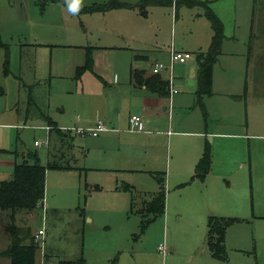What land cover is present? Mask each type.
I'll return each instance as SVG.
<instances>
[{
    "label": "rangeland",
    "instance_id": "374dc122",
    "mask_svg": "<svg viewBox=\"0 0 264 264\" xmlns=\"http://www.w3.org/2000/svg\"><path fill=\"white\" fill-rule=\"evenodd\" d=\"M66 2L68 6L62 3L46 4L45 0H0V124L17 123L21 127L14 129L0 125V148H14L12 151H15L17 147L20 153L18 163L23 162L21 153L37 151L42 163L46 164L48 147L36 148L34 143L44 140L48 132L37 129V126H45L46 117L57 120L59 126L72 120L81 121L84 115L89 114V102L101 95L103 85L99 84L97 76L94 77L95 72L86 71L79 76L76 66L82 59L81 65H85L90 54L94 64L95 59L98 60L100 68L113 75L122 62L131 56V53L116 48L125 41L113 32L112 22L118 23L117 19L111 17L116 15L113 11L83 12L99 0ZM74 4L78 6V12L72 10ZM208 6L213 8L211 4ZM154 9L156 11L148 13L149 23L144 26L146 31L143 37L139 34L136 39L143 42L141 49L152 44V41H160L177 52L192 54L198 47H203L204 52L208 51L213 30L204 7L179 5L177 20L176 11L170 6ZM234 9L236 14L226 10L222 18L212 9L223 23L225 34L223 54L220 62L215 64L216 99L219 100V112L224 102L227 121L224 125L228 129L234 133L247 131L258 138H249L250 147L246 145L247 142H242L244 139L232 140L240 146V154L250 159V163L242 171L244 180L240 186L231 180L229 183L244 190L249 200L247 215L240 213L246 221L233 226L227 233L228 248L233 263L239 260L245 264H264V0H238ZM198 12L204 16L197 17ZM153 20L158 28L152 26ZM130 29H135L133 24ZM144 64L146 68L151 61L145 60ZM183 66L186 65L175 64L173 74L184 71ZM97 70L101 71L99 68ZM165 74L168 77V73ZM214 106L216 108V103ZM215 119L219 121L220 116L215 115ZM76 140L78 145L85 148L87 155L85 158L79 156L78 163H74L75 171L47 172L45 206L48 211L44 212L41 208L32 213L20 211L15 223L29 228L31 232L37 233L42 228L46 230L44 244L50 252L51 264L60 259L75 260L83 256L85 235L88 240L90 233L97 234L98 229L105 228L121 235L124 250H131L137 241L152 250L156 238L162 235V228L154 225L146 233L145 239L140 229L142 216L137 214L128 218L127 212H113L108 206L112 202H108V199L119 188L121 193H125L122 187L126 182L122 177L131 178L138 192L134 194L137 203L133 211L136 213L143 209L141 203L149 199L144 193L159 189L155 178L146 172L135 173L134 178L114 172L106 167L104 151L99 149L95 139ZM105 150L114 149L109 145ZM13 170L0 167V180H11ZM164 172L167 173L165 169ZM242 173L240 171L239 175ZM238 180H241V176ZM167 184L165 192H169ZM94 186H100L101 190L94 189ZM124 197L122 199L128 202L131 199L128 193ZM121 200L119 198L118 204ZM83 210L85 216L82 215ZM10 222V213L0 212V252L9 245L7 228ZM32 236L34 238L33 233ZM183 236L184 232L177 233L170 227L167 250L174 245L182 249L180 239ZM94 240L98 241V238ZM237 248H244L248 253L239 254L235 251ZM159 257L162 262V257Z\"/></svg>",
    "mask_w": 264,
    "mask_h": 264
},
{
    "label": "crops",
    "instance_id": "0c3cea01",
    "mask_svg": "<svg viewBox=\"0 0 264 264\" xmlns=\"http://www.w3.org/2000/svg\"><path fill=\"white\" fill-rule=\"evenodd\" d=\"M109 1L111 0H99V2L95 4H102ZM118 1L134 5L142 0ZM173 1L174 4L170 7L175 9V18L177 20L178 8L175 4L177 0ZM191 1L209 2L213 7L212 9H214L221 18L223 17V11L226 10L231 14L232 12L236 14L234 6H237L238 3V0ZM157 7L165 8L167 6H148L144 14L138 9L124 8L112 10L113 14L116 15L111 17L118 20V23L112 22L113 32L117 36L124 38L125 41L124 44L116 46V48L124 50L127 54L131 53L130 58L123 61L120 69L115 71L113 75H109L106 71L102 70L99 66V61L95 59L92 72H95V74H93L94 77L97 76L100 79L99 84L101 83L103 88L97 100L92 102H89L90 99L88 100L89 114L84 115L81 121H68V124H63V126H59L57 120H51L56 123L61 131L71 133V135L66 134L68 135L69 143L65 146L66 159L71 160V163L74 162V159H76L78 163L80 157L85 158L87 155L85 148L78 145L76 139L86 140L87 138H93L95 139L94 141L98 142L99 149L104 151L103 156L107 161L106 167H109L108 169L132 178H134L133 176H135V173L143 172L150 173L154 178L155 174L165 176V186L168 182L167 185L169 188V192H165V214L162 219L151 223L144 232L141 231L142 236L144 235L146 239V233L152 230L150 228H153L155 225L162 228V235L156 238L157 242L156 244L154 242L155 245L152 247V250H148L145 246H142V243H138L137 241L131 250H129L131 252H129L126 249L124 250L122 237L119 233L111 232L108 228L98 229L97 234L90 233L88 240L85 235L83 256L75 260L60 259L57 260V262L54 261L53 264H60V262L64 261H77L80 258L84 259V264H113L116 258L118 259L116 264H124V262L126 264H245V262L239 260L235 263L231 261L227 233L233 226L242 224L246 221V218H243L244 216L240 213H245V215H247L249 197L246 192L244 193V190L233 187V185L229 183V180L233 183L238 182L240 186V182L244 180V172L242 173V171L244 167L249 165L250 159L248 160L240 154V146L232 140L244 139L242 142L244 144L247 142L246 145L250 147L249 138L253 137L256 140L258 137L256 135H249V132L244 130V133H234V131H231L224 125L227 124L224 115L226 107H224V102H222V111L219 112V100L216 99L215 67L217 64L214 66L213 70V96L206 97L203 100L204 111L197 105V91L199 86L196 55L199 52H204L203 47H198L197 50L193 52L194 54L192 53V58L182 64L186 65L183 66L184 71H181L177 75L174 74L173 86L178 90V93L173 95L172 98L170 96L161 97L151 92L146 86L139 87L132 83V69L145 70L148 73H152V68L155 63L163 62L168 64L170 59L171 47L168 45L165 46V44H161L160 41H152V44L146 43L147 47L142 46L144 49H141L140 46L143 42L136 40L139 38V34L140 37H143V33L146 31L144 30V26L146 27L149 23V19L147 18L148 13H153L156 11L154 8ZM138 11L142 14H140L142 17L139 15ZM203 16L202 12L197 13V17L202 18ZM142 19L144 21H142ZM153 22L152 26L158 28L156 21L153 20ZM132 24L135 27L134 30L130 29ZM212 37L213 32L210 36L211 41ZM134 45L137 46V48H135ZM79 50L82 49L80 48ZM140 52L142 53L141 55L137 54ZM142 60H150L151 64L147 65L145 68L144 61ZM83 61L82 59V62L77 64L79 65L76 66L78 69L84 66L81 65ZM250 61H248V65ZM135 62H137V64ZM219 62L220 59L217 63ZM98 68L101 71H98ZM162 75L165 79H169V76L167 77L165 73ZM215 103L216 108L214 106ZM133 115L143 118L144 128L142 132L129 131L130 117ZM215 115L220 116L219 121H216ZM99 121L103 122L110 130L101 132L97 136H93L90 133L80 135L72 130L75 127L84 129L93 128ZM0 125L14 129L21 128H19L17 123ZM22 128L26 129L27 126H23ZM37 129L47 131L48 136L46 138H49L50 141L51 139L56 140V136L52 132V127L49 126L48 122L45 126H37ZM16 140L18 141L19 137ZM207 143L211 145L213 151L212 170L204 181L195 180L191 182L195 174L196 166L204 154L205 145ZM109 145L113 146L114 150H108L107 152L105 149ZM13 149L14 148H0V167L14 169L15 165L18 164L17 157L20 156V153L17 147L15 151H12ZM47 152L46 163L48 161ZM21 154L24 161L27 153ZM5 163L7 164L5 165ZM161 164H163L165 168ZM138 166H142L143 168H137ZM164 169L167 173L164 172ZM240 171L242 173L241 175H239ZM240 176L241 180H238ZM122 178L125 179L124 181L126 183L124 184L132 186L135 190L134 192H137V186L133 179ZM155 180L157 181L156 178ZM157 184L159 189L144 193V195L149 198L145 202L152 201L155 194L160 191L161 186L158 181ZM93 188L101 190L100 186H94ZM124 192L125 193H121V189L114 191L112 197L108 199V202H112V204L111 206L108 204V206L113 212L115 211L119 214L127 212V217L129 218L137 214L131 212L132 196L129 202L122 199L125 198L124 196L126 193L131 195L129 192ZM119 198L120 200L122 199L119 203L120 205L118 204ZM115 203H117V205H115ZM83 211L82 215L85 216L86 212L85 210ZM0 212L2 211L0 210ZM211 216L219 218L237 216L236 219L242 220L229 227L227 230L225 236V248L228 254L227 261L214 258L210 251L208 245V220ZM252 216L256 218L255 214ZM141 221L142 218L140 219V229ZM17 225L21 227V225ZM170 227L174 228L177 233L184 232V236L180 239L182 249L174 245L167 250L166 243L168 245V230ZM92 228H94V226H92ZM32 233L33 235L36 234V232ZM126 233L128 234V232ZM8 237L10 245V236L8 235ZM95 237L98 238V241L94 240ZM163 237H165V240ZM140 242H142V239ZM158 243L159 245H157ZM160 245H164L166 249L165 253L159 250ZM37 246L36 264H51L50 252L46 250L45 244ZM8 247L5 250H7ZM235 251L239 254L248 253L244 248H237ZM159 256L162 257V262ZM0 264H11V261L8 258L0 257ZM246 264H248V262H246Z\"/></svg>",
    "mask_w": 264,
    "mask_h": 264
},
{
    "label": "trees",
    "instance_id": "16d2710c",
    "mask_svg": "<svg viewBox=\"0 0 264 264\" xmlns=\"http://www.w3.org/2000/svg\"><path fill=\"white\" fill-rule=\"evenodd\" d=\"M45 2L46 4L62 3L68 6L66 0H45ZM173 4V0H142L134 5L118 0H111L102 4H94L91 7L85 8L83 12H109L125 8L138 9L144 14L148 6H172ZM175 4L177 8L179 5H185L189 8L197 6L204 7L205 16L210 22L214 32L208 51L199 52L196 55L199 86L197 91V105L204 111L203 100L206 97L213 96V70L215 64L222 55L223 42L225 40L224 26L221 20L208 6L209 2L177 0ZM8 64L9 49H7L6 53L7 72ZM92 70L93 60L89 54L86 59V64L78 69V73L79 76H81L86 71ZM131 81L135 86H146L151 92L161 97L169 96V81L165 79L163 75H155L145 70L132 69ZM47 122L49 126L52 127V132L55 134L56 140L51 139L50 141L46 165L41 163L40 155L37 151H29L26 154L25 160L15 165L12 179L9 181H0V210L10 213L11 219L7 228V232L10 236V245L7 250L0 253V257L10 259L11 264H36V253L38 250V246L34 243L31 230L29 228L25 229L24 227H20L15 223V217L18 212L27 211L32 213L44 202L46 195V175L49 170L70 171L75 169L73 163L76 162V159L71 163V160L66 159L64 151L65 146L69 143V138L67 136L71 135V133L61 131L56 123L49 117H47ZM212 163L213 151L211 145L207 143L205 145L204 154L196 166L195 174L191 182L195 180L204 181L212 170ZM66 164H69V166ZM81 170L83 171V169ZM155 178L161 186L160 191L155 194L152 201L141 203L143 209L136 211V213L133 211L137 203L134 194H138V192H134V188L127 184H124L122 187L123 191L129 192L132 196L131 212L142 216V232L154 221L162 219L165 214V176L155 174ZM241 221L242 220L236 218H219L216 216H211L209 218L208 245L214 258L221 261L228 260V254L225 248V236L229 227ZM117 260L116 258L113 264H116ZM60 264H84V259L80 258L77 261H64L60 262Z\"/></svg>",
    "mask_w": 264,
    "mask_h": 264
},
{
    "label": "built area",
    "instance_id": "2783aa9c",
    "mask_svg": "<svg viewBox=\"0 0 264 264\" xmlns=\"http://www.w3.org/2000/svg\"><path fill=\"white\" fill-rule=\"evenodd\" d=\"M192 58V54L187 53V52H177L175 51L174 48L171 49V54H170V59L169 63H163V62H157L154 64L152 68V73L155 75H162L164 73H168V81H169V96L172 98L173 95H176L178 91L174 88L173 86V81H174V74H173V69L174 65L179 63V64H184L186 63L189 59ZM144 128V123H143V118L141 116L133 115L130 117V132H142ZM73 131H76L80 135H85L86 133H90L93 136H97L101 132H107L110 129L101 121L97 122L96 126L93 128H73ZM50 140L49 138L42 140V141H36L34 143V146L36 148L40 147H49ZM38 208H41L44 212H46V206H45V200L44 202L38 206ZM46 236V230L42 228L39 230L35 235H34V241L35 244L37 245H43L44 240ZM159 250L163 253L166 252V249L164 245L159 246Z\"/></svg>",
    "mask_w": 264,
    "mask_h": 264
},
{
    "label": "clouds",
    "instance_id": "9594fccd",
    "mask_svg": "<svg viewBox=\"0 0 264 264\" xmlns=\"http://www.w3.org/2000/svg\"><path fill=\"white\" fill-rule=\"evenodd\" d=\"M72 10L74 11V12H78L79 11V8H78V6L77 5H73L72 6Z\"/></svg>",
    "mask_w": 264,
    "mask_h": 264
}]
</instances>
